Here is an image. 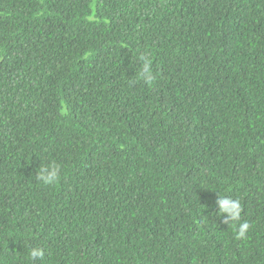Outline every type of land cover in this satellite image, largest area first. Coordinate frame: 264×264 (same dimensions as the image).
<instances>
[{
	"label": "trees",
	"instance_id": "obj_1",
	"mask_svg": "<svg viewBox=\"0 0 264 264\" xmlns=\"http://www.w3.org/2000/svg\"><path fill=\"white\" fill-rule=\"evenodd\" d=\"M0 264H264V0H0Z\"/></svg>",
	"mask_w": 264,
	"mask_h": 264
},
{
	"label": "clouds",
	"instance_id": "obj_2",
	"mask_svg": "<svg viewBox=\"0 0 264 264\" xmlns=\"http://www.w3.org/2000/svg\"><path fill=\"white\" fill-rule=\"evenodd\" d=\"M93 59H94V58H93ZM92 62H93V60H92ZM170 199L174 200L177 204H179V206H185L186 208H190V207H192V206H190V205H187V204L182 203V202L179 201L177 198H170ZM176 210H178V207H177ZM156 244L158 245L159 249H161V250L163 251L164 248L160 245V241H159V239H157V238H156Z\"/></svg>",
	"mask_w": 264,
	"mask_h": 264
}]
</instances>
